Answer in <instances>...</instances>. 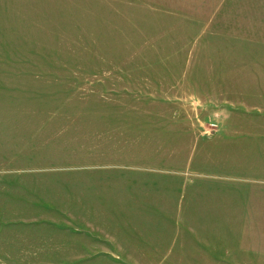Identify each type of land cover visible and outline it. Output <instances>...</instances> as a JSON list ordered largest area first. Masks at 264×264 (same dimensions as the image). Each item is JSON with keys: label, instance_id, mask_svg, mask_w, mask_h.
<instances>
[{"label": "rangeland", "instance_id": "1", "mask_svg": "<svg viewBox=\"0 0 264 264\" xmlns=\"http://www.w3.org/2000/svg\"><path fill=\"white\" fill-rule=\"evenodd\" d=\"M252 87L264 0H0V264H133L100 240L264 183Z\"/></svg>", "mask_w": 264, "mask_h": 264}, {"label": "crops", "instance_id": "2", "mask_svg": "<svg viewBox=\"0 0 264 264\" xmlns=\"http://www.w3.org/2000/svg\"><path fill=\"white\" fill-rule=\"evenodd\" d=\"M252 89L253 93H264L262 87ZM261 100L263 105H260ZM255 101L260 112L264 113L262 95ZM240 155V152L219 154ZM253 171L264 174L263 167ZM147 180L143 182L147 183ZM169 187H172L171 182ZM186 195L199 201L211 197L213 203L207 202L211 208L193 213L187 209L183 216L177 215L178 218H173L170 208L164 209L170 215H159V230L148 227L144 231L108 232L99 242L101 251L121 254L133 264H264L263 229L234 232L221 230L220 224L214 222H264V183L196 184L189 187Z\"/></svg>", "mask_w": 264, "mask_h": 264}]
</instances>
